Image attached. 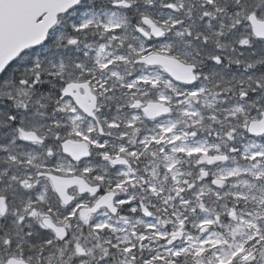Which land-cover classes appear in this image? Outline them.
Listing matches in <instances>:
<instances>
[{"label":"snow or ice","instance_id":"6c2138e0","mask_svg":"<svg viewBox=\"0 0 264 264\" xmlns=\"http://www.w3.org/2000/svg\"><path fill=\"white\" fill-rule=\"evenodd\" d=\"M0 264H264V0H0Z\"/></svg>","mask_w":264,"mask_h":264}]
</instances>
